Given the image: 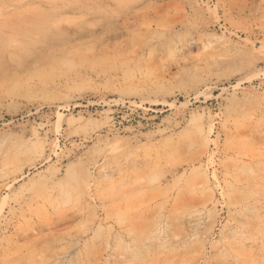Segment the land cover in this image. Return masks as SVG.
<instances>
[{
    "label": "rangeland",
    "instance_id": "374dc122",
    "mask_svg": "<svg viewBox=\"0 0 264 264\" xmlns=\"http://www.w3.org/2000/svg\"><path fill=\"white\" fill-rule=\"evenodd\" d=\"M0 264H264V0H0Z\"/></svg>",
    "mask_w": 264,
    "mask_h": 264
},
{
    "label": "bare ground",
    "instance_id": "6f19581e",
    "mask_svg": "<svg viewBox=\"0 0 264 264\" xmlns=\"http://www.w3.org/2000/svg\"><path fill=\"white\" fill-rule=\"evenodd\" d=\"M19 4H20V3H19ZM33 6H34V5H33ZM24 7H25V6H24ZM39 7H40V6H39ZM13 8H14V7H13ZM19 10H21V9H19ZM47 11H48V10H47ZM47 11H46V12H47ZM11 12H12V11H11ZM47 14H48V13H47ZM80 16H83V15H80ZM84 16H85V15H84ZM50 17H51V16H50ZM65 17H66V15H65ZM65 17H64V18H65ZM69 17H70V16H69ZM76 17H77V16H76ZM87 17H88V16H87ZM71 18H72V17H71ZM71 18H70V19H71ZM45 19H46V18H45ZM48 20H49V19H48ZM54 21H55V20H54ZM44 22H46V21H44ZM47 22H48V21H47ZM57 22H58V21H57ZM57 22H55V24H56ZM52 23H53V22H52ZM60 23H62V22H60ZM41 25H42V24H41ZM3 30H4V29H3ZM47 32H48V31H47ZM13 38H14V37H13ZM10 39H11V38H10ZM10 39H9V40H10ZM11 40H13V39H11ZM14 41H15V40H14ZM10 42H11V41H10ZM10 44H11V43H10ZM12 44H13V43H12ZM9 48H10V47H9ZM9 48H8L7 50H10ZM16 50H17V49H16ZM38 50H39V49H38ZM24 51H25V49H24ZM26 51H27V50H26ZM60 58H62V57H60ZM63 58H64V57H63ZM64 59H65V58H64ZM71 60H72V59H71ZM68 62H69V61H68ZM70 64H71V63H70ZM37 90H38V89H37ZM45 90H46V89H45ZM66 96H67V95H66ZM32 98H33V97H32ZM145 229H146V228H145Z\"/></svg>",
    "mask_w": 264,
    "mask_h": 264
}]
</instances>
